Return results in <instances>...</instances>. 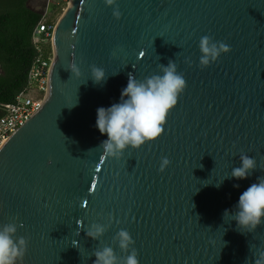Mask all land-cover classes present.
I'll use <instances>...</instances> for the list:
<instances>
[{"label":"water","instance_id":"obj_1","mask_svg":"<svg viewBox=\"0 0 264 264\" xmlns=\"http://www.w3.org/2000/svg\"><path fill=\"white\" fill-rule=\"evenodd\" d=\"M67 4L40 106L0 145V226L15 223L27 241L18 264H93L104 246L121 260L135 248L138 264H251L264 223L243 233L222 213L264 176V0H115L119 18L105 0ZM203 35L229 46L207 66ZM169 59L186 85L163 132L106 157L96 108L119 100L129 73L142 80ZM90 65L105 82L93 83ZM241 153L255 158L252 175L215 186ZM92 224L104 227L96 239Z\"/></svg>","mask_w":264,"mask_h":264},{"label":"clouds","instance_id":"obj_2","mask_svg":"<svg viewBox=\"0 0 264 264\" xmlns=\"http://www.w3.org/2000/svg\"><path fill=\"white\" fill-rule=\"evenodd\" d=\"M105 3L113 6V16L119 18L120 11L115 6V0H105ZM198 49L199 65L207 66L221 53L227 52L229 46L209 35H203L199 38ZM158 67L160 73L145 76L142 80L129 73L126 85L120 90L119 100L107 107L96 108L95 127L102 135L106 134V139L100 141L98 147L106 157L120 158L126 149L139 147L163 132L167 113L177 103L178 95L183 91L186 82L177 71L173 60L169 59L167 65L161 64ZM69 70L72 75H80V69L74 63ZM90 76L94 84L107 79L104 68L96 65H90ZM239 161V166L233 167L230 174L223 176L215 186L219 187L225 178L245 179L257 168L255 158L245 153L239 155ZM169 163L168 157L162 156L160 168L163 169ZM233 187L239 185L234 184ZM226 217L234 220L237 229L243 233H250L264 223V176H257L255 182L240 192L231 210H223L222 219L225 221ZM103 231V226L92 224L87 227L85 235L96 239ZM16 233L15 223H4L0 226V264H18L22 261L27 241L24 236ZM114 239L122 251H127L133 244L126 229H119ZM94 256L93 264H138L135 248L127 251L122 260L110 246L96 250ZM244 264H248L247 259ZM251 264H264V250L253 254Z\"/></svg>","mask_w":264,"mask_h":264},{"label":"trees","instance_id":"obj_3","mask_svg":"<svg viewBox=\"0 0 264 264\" xmlns=\"http://www.w3.org/2000/svg\"><path fill=\"white\" fill-rule=\"evenodd\" d=\"M27 1L0 0V117L3 106L11 104L26 84L36 55L32 43L34 28L40 22L53 24L51 17L41 20L42 14L29 8ZM41 47L44 54L49 53V46Z\"/></svg>","mask_w":264,"mask_h":264},{"label":"built area","instance_id":"obj_4","mask_svg":"<svg viewBox=\"0 0 264 264\" xmlns=\"http://www.w3.org/2000/svg\"><path fill=\"white\" fill-rule=\"evenodd\" d=\"M68 0H56L67 3ZM45 18L42 14L41 20ZM55 24L40 22L33 31L32 43L36 55L27 73L24 88L17 93L11 104L4 105L0 117V145L4 143L39 108L47 87V74L52 60V31ZM43 45L49 46V53L42 52Z\"/></svg>","mask_w":264,"mask_h":264},{"label":"rangeland","instance_id":"obj_5","mask_svg":"<svg viewBox=\"0 0 264 264\" xmlns=\"http://www.w3.org/2000/svg\"><path fill=\"white\" fill-rule=\"evenodd\" d=\"M58 4L60 5V3H57L54 0H28L27 1V6L29 8L41 14H44L45 18L51 17L54 24L60 18L63 10L65 9L67 5V3H61L62 4L60 5L61 8H55V7H58L57 6Z\"/></svg>","mask_w":264,"mask_h":264},{"label":"bare ground","instance_id":"obj_6","mask_svg":"<svg viewBox=\"0 0 264 264\" xmlns=\"http://www.w3.org/2000/svg\"><path fill=\"white\" fill-rule=\"evenodd\" d=\"M67 6H68V4L66 5V7H67ZM66 7H65V8H66ZM62 13H63V12H62ZM51 38H52V36H51Z\"/></svg>","mask_w":264,"mask_h":264}]
</instances>
